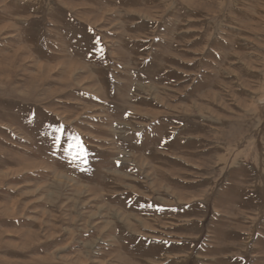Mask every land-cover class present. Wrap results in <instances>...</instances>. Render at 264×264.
I'll return each mask as SVG.
<instances>
[{"label": "rangeland", "instance_id": "374dc122", "mask_svg": "<svg viewBox=\"0 0 264 264\" xmlns=\"http://www.w3.org/2000/svg\"><path fill=\"white\" fill-rule=\"evenodd\" d=\"M0 264H264V0H0Z\"/></svg>", "mask_w": 264, "mask_h": 264}]
</instances>
